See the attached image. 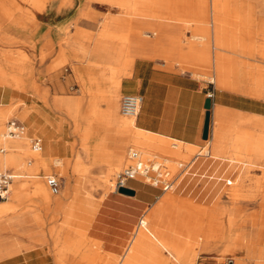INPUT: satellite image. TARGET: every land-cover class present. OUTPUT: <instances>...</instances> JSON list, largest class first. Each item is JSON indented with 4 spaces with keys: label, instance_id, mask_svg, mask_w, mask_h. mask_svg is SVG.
Segmentation results:
<instances>
[{
    "label": "rangeland",
    "instance_id": "rangeland-1",
    "mask_svg": "<svg viewBox=\"0 0 264 264\" xmlns=\"http://www.w3.org/2000/svg\"><path fill=\"white\" fill-rule=\"evenodd\" d=\"M119 1L125 3L126 6L117 4ZM189 1L202 3L204 0H81L83 5H79L77 0H7L10 6H4L3 10L0 11V17H4V20L0 21V39L7 38V40L2 39L0 42V67L10 66V70L0 73V87L2 88L0 89L6 91L0 93V98L3 100L0 108L12 116L4 121L3 133H6L7 123L17 119L26 126V134L29 138L24 136V139L21 140L28 146L27 150L20 156L24 167L0 169V171H12L17 175L14 183L17 181L30 182L31 180L26 177L37 173V159L42 158L40 151H33L32 140L41 139L42 146L45 144V138L39 131L29 130L30 123L40 120L42 116L33 113L27 122L17 116V108L12 105L13 102L22 100L31 107L36 103L37 96L49 105L52 111L49 121L52 124L51 129L54 137L58 143L66 146V148L55 152L52 156L53 160H49V167L41 171L42 181L48 187L49 194L53 199L60 200L59 204H54L57 207L45 208L40 206L32 196H28L22 204H18L12 214L32 213L34 216L27 214L24 222L12 227L2 223L4 218L0 219V233L14 228H18L17 231L20 233H26V230L33 231V238L30 239L33 241L31 249L35 246L46 247L48 252L51 250L50 253H52L56 264H69V255L75 252H79L80 255L76 254L70 257L74 264H118L132 233L139 225V221L147 218L156 204L145 209L142 216L137 217L135 213L138 208L121 202L123 197L117 189L107 195L103 182L107 173H103L102 167L95 166L83 151L84 136L88 131L93 133L89 140L90 145L101 142L106 150L112 149V131L103 125L111 123L115 119L111 98L99 92L100 88L97 81H102L100 68L90 73L87 71L96 58L84 53V50L91 52L95 48L94 41L96 38L106 26H110L112 29L107 33L106 39L124 42L117 43L114 47H111L110 42H107L106 45L110 46L111 49L113 48L117 55L134 56V39L129 35L119 36V34L128 31H140L145 27L142 22L144 19L139 16L135 17L132 14L133 10H140L139 12L145 16V23L152 24L155 23L154 21L162 22L164 20L166 23H175L180 26L182 34L180 38H185L180 43L181 50L188 47L186 44L190 40L202 41L203 43L200 42V44L211 46V43L207 44L206 42L208 38L194 31L190 33V26L196 22L195 20H187L190 8L185 2ZM205 1L210 2V0ZM235 2L241 3L240 6L242 5V1L236 0ZM248 3L250 2L246 1L245 4L247 12L236 16V22L239 24H228L229 28L235 31V28L254 26L252 14L248 12L251 9V4ZM131 4L133 7L127 8ZM163 4H168L169 7L164 8ZM51 8L61 12L62 20L48 19V11ZM183 14L188 16L183 17ZM131 19L133 21L128 23L127 21ZM257 31L259 32L257 37L260 34L264 35V28ZM191 35L192 38L189 39L187 36ZM142 38L145 39V34ZM149 40L154 41L155 37L153 36ZM197 42L194 44L193 51L200 54L209 53V51L204 52L205 49L209 50L208 46L202 50L197 46L199 45ZM159 46L163 48L166 43L161 42ZM141 47L145 48V44ZM138 58L140 57H136V60ZM156 59L165 60V69L169 71L184 73L190 70L198 75L196 68H199L201 73L207 76V79H200L191 74L193 78L202 82H211L215 75L213 64L209 66L197 64L195 69H190L180 67L176 62L171 61V58L165 56H159ZM249 59H260L261 62L258 64L264 68V60L260 56ZM111 64L113 67H117V64ZM181 65L189 66L184 63ZM262 74L264 76V72ZM13 90H20V92L16 94ZM123 96L121 90L118 103V111L121 115L120 104ZM78 109L81 110L82 116L76 121L75 119L79 116L75 118L74 113ZM157 142L149 144H158L162 149H147L146 147L145 149H138L135 146H132V149L128 148L126 159H128L131 150L141 151L144 156L159 155L168 160V165L174 173L180 171L179 163L184 164L186 168L181 174L178 184L172 191L168 192L171 193L170 195L176 196L175 198L185 199L179 196L177 187L188 171L192 159L197 154L208 153V148L194 149L189 152V155L193 157L185 158L175 155V141H168V144ZM7 152L0 137V155H6ZM78 154L81 155V164H75ZM124 167H121V170L116 174L113 173L115 184L118 174ZM76 168L79 169V172L75 170ZM113 170L110 169L108 172ZM256 170L263 173L261 178L247 174L245 180L241 181L240 176L233 181L232 185L227 186V188L234 186L242 194L243 198L241 196L240 200L236 202L231 199L228 192L227 194L223 192L213 204L196 203L200 206L199 213H197L196 207L189 209L179 203L180 206L177 208L190 212L188 215L191 219L188 218L190 221L174 234V238L180 243H188L187 254L192 259L190 264H206L207 258L211 259L210 264H231L232 259L235 260L236 264H264V256L256 260H249L244 250L227 251L229 243L220 239L223 236L224 221L228 214L236 220L244 221L246 227L244 230L247 233L244 245H250L251 238L256 236L257 246L264 251V167H252L247 171ZM19 176L23 178L18 179ZM51 176L60 181L58 193H53L47 184L46 178ZM168 192L165 194L169 195ZM13 194L12 185L11 196L6 202L12 200ZM220 203L230 206L225 208L227 214L219 215L221 212L217 205ZM172 206L175 207V205ZM203 206L207 207L205 211ZM208 211L213 213H208ZM175 212L176 210L173 209L171 214ZM211 218L214 220L211 222L214 226L211 225L210 228ZM218 218L220 219L218 220ZM34 219L38 221L39 229L33 224ZM254 220L258 225L256 228L252 227ZM186 228H190L193 234L191 235ZM168 231L170 230L167 229L166 232ZM110 232L111 236H109ZM102 236L108 237L104 239L105 237ZM15 239L21 241L22 236ZM108 245L115 247L116 251L105 247ZM38 248L40 247L36 249ZM31 249L27 251L25 248L20 249L22 254L26 253L29 256L26 259L29 264H38L45 260V257H41V255L36 256L34 253H30ZM0 261L1 263L5 261L7 264L23 262L21 254L0 259ZM129 261V264H145V255L134 252L129 257Z\"/></svg>",
    "mask_w": 264,
    "mask_h": 264
},
{
    "label": "crops",
    "instance_id": "crops-1",
    "mask_svg": "<svg viewBox=\"0 0 264 264\" xmlns=\"http://www.w3.org/2000/svg\"><path fill=\"white\" fill-rule=\"evenodd\" d=\"M235 1L229 0L223 5L221 12L215 16L212 0H210L207 7H203L202 3L199 2H185L187 7L190 8V14L188 12L190 19L187 20H195L196 22L190 26V33L194 31L201 34L209 30L211 36L206 42L207 44L211 43V46L200 44L202 41L190 40L186 44L188 45L187 48L179 50L181 41L173 44L171 38L174 34L175 37L182 36L181 27L175 23L157 20L152 24L145 23V48L141 47L134 50V56L117 55L116 51L113 48L111 49L117 43L124 41L106 39L107 33L112 29L110 26H106L99 35L104 40H100L98 37L94 41L95 48L91 52L84 50V52L96 58L87 70L88 73L100 68L102 74L101 66H112L111 63L117 64L116 79H112L106 72L104 75L102 74V81H98L100 84L99 92L110 97L113 106L115 119L111 123L101 124L112 131V149L106 150L101 142L90 145L89 140L93 136L90 131L86 132L84 136L83 151L86 157L91 159L95 166L102 167L104 169L103 173H107L110 169L125 166L127 160L126 150L128 148L132 149L131 147L136 146V144L147 149H162L158 144H149L154 142L145 141L143 143L140 140L137 141L135 132L138 129L169 142L171 140L175 141L174 151L176 156L191 158L193 156L189 155L190 151L198 148L202 150L208 148V153L197 154L192 159L188 171L177 187L180 197L195 200V204H213L223 192L227 194V186L240 176L244 178L247 174L256 178L263 176L261 171L248 172L247 170L252 167H264V98L256 96L253 92V80L249 72L233 65L232 60L236 59L238 62L245 64L261 62L260 59L252 60L249 58L257 57L259 51L264 48V35L260 34L257 37L259 34L257 30H263L264 28V3L263 0H237L242 1L240 6L241 3ZM246 1L251 4V9L248 12L252 14L254 26L248 25L244 28H235L234 31L229 28L228 24H239V22H236V16L247 12ZM77 2L79 5H83L81 0H77ZM117 4L126 6L121 1ZM4 6L9 7L10 3L7 0H0V11L3 10ZM163 6L164 8L169 7L168 4H163ZM131 7H133L132 4L128 5L127 8ZM188 15L183 14V17ZM49 17L55 21L63 18L61 13L59 14L55 9L51 11ZM159 17L163 18L162 16ZM3 20L4 17H0V21ZM132 21L131 19L127 22L131 23ZM155 31L160 34L156 35ZM126 35L132 38V31L119 34V36ZM153 36L155 40L150 41L149 38L151 39ZM187 37L191 39L192 35ZM4 39L7 40V38ZM107 42H110L112 46H107ZM161 42H165L166 46L163 48L159 46ZM196 42L202 50L207 46L209 47H207L209 50L205 49L204 52L209 51L213 59L212 64L215 65V75L212 77L211 82H202L192 76L193 74L197 78L207 79L203 73L200 76L190 70L184 73L166 70V61L156 59L159 56H165L171 58V61L173 60L180 67L195 69L197 64L201 63L200 58L192 50ZM136 57L140 58L136 60ZM181 63L189 66L181 65ZM7 70L10 69L2 66L0 73ZM263 85L261 88L264 92ZM114 88H116L115 91ZM121 90L123 95H140L143 97L141 111L135 117L134 127H129L121 121L122 115L118 111ZM13 92L17 94L20 90H13ZM36 98V103L31 107L22 100L13 102L12 105L17 108V116L27 122L33 113L42 116L40 120L30 123L29 130H37L44 136L45 144L41 148V156L43 159L53 160V154L63 148L65 149L66 146L58 143L54 137L51 129L52 124L49 121L52 113L50 106L45 104L39 97L36 96ZM208 100H211L209 138L204 140L206 103ZM80 113V109L74 113L75 118L79 116L77 119L74 118L76 121L82 116V113ZM24 136L27 139L29 138L28 134ZM76 163H82L80 154L77 155ZM126 185L135 191V196L121 195L123 197L121 202L137 207L138 210L135 213L137 217L142 216L145 209L156 204V207L152 208L149 222L151 234L163 247L172 251L182 264H190L192 259L187 254L188 243H180L174 238V234L190 221L188 213L163 204L161 197L165 195V192L158 187L136 179L128 180ZM217 206L222 211L226 207H230L221 203ZM173 209L176 212L171 214ZM29 215L34 216L32 213H28ZM240 222L241 220H236L227 214L224 221L223 236L220 239L229 243L227 251L244 250L249 260L261 258L264 256V251L257 246L256 236L251 238L250 245H244L243 239H247V233L244 230L246 227L244 221ZM33 224L38 229L40 228L38 221L35 219ZM252 225L253 228L258 226L255 220ZM161 228H164V230ZM167 229L170 231L166 232ZM186 229L189 230L188 232L191 235L193 234L190 228ZM17 230L19 229L14 228L0 233V259H7L21 254L23 262L19 264H29L25 258L26 253L22 254L20 249L25 248L26 251L31 249L33 241L30 239L33 238V231L26 230V233H20ZM18 236H22L21 241L14 240ZM109 236H111V232ZM107 237L104 239H107ZM12 238L13 240H11ZM37 247L40 248L36 249ZM105 247L116 251V248L111 245ZM47 250L44 246H35L30 250V253L45 257V260L38 264H56L52 254ZM44 251L45 253H43ZM76 254L80 255L79 252L69 255V264H74L70 257ZM209 262H211V259L207 258L205 263L210 264ZM230 263L236 264L234 259Z\"/></svg>",
    "mask_w": 264,
    "mask_h": 264
},
{
    "label": "bare ground",
    "instance_id": "bare-ground-1",
    "mask_svg": "<svg viewBox=\"0 0 264 264\" xmlns=\"http://www.w3.org/2000/svg\"><path fill=\"white\" fill-rule=\"evenodd\" d=\"M228 1L229 0H212V8L214 10V16L217 13L221 12L223 5H225V3H227ZM263 3H264V0H263ZM202 6L207 7L208 1L204 0L202 2ZM53 9L54 8H51L48 11V19L49 20L51 19L49 17V15ZM139 11L140 10H135V11L133 10L132 14H134L135 17L139 16V17L143 18L144 20L142 22L145 25V16H143ZM60 13L61 12H59V14ZM53 21H55V20H53ZM155 32H156V35L160 34V33H158V31H155ZM144 34H145V27L142 28L140 31L132 32V38L134 39V42H135L134 50L140 49V47L145 44V39L142 38L144 36ZM201 35H203L205 38H210L211 33L209 30H206V32L201 33ZM1 40L2 39H0V42H1ZM100 40H104V39L101 38ZM182 40H185V38L182 39V38H180V36L175 37V34L172 35L171 41H173L172 42L173 44L177 43L179 41H182ZM179 50H181V48H179ZM84 53H86V52H84ZM195 53L197 54V56L201 60V63H199V64H201V65L205 64V66L212 65L213 59L211 58L209 53H205V54H200L198 52H195ZM3 55H4V53H3ZM258 56H260L264 60V49L262 51H259ZM232 62H233V65H235L236 67L246 69L249 72V75H250L251 79L253 80V86H252L253 92H255L256 96L264 98V92L261 88L263 85V74H262V72H264V68L262 66H260L258 63L250 62L248 64L247 63L245 64V63L238 62L236 59L232 60ZM7 67L10 69V66H7ZM101 67H102V74L103 75L106 72H108V74L110 75V77L112 79H116V75H115L116 67H112V66H101ZM0 69H1V67H0ZM196 70H198L197 73H199L200 75L202 74L200 71L201 69L196 68ZM203 75H204V77H207L205 74H203ZM209 78H211V77H209ZM97 85L100 86L98 81H97ZM115 90H116V88H114V91ZM5 92L6 91H4V90L0 91V93H5ZM2 102H3V100L0 98V104ZM11 116H12V114H8L0 108V137L2 138L3 145L5 146V148L8 151L6 155H3V156L0 155V169H2V170L19 169L21 167H24V164L21 163L20 156L22 153H24L27 150V147H28L26 143L21 142V140L24 139V136L19 138V139H11V138H8L6 136L5 132L3 133V127H4L3 123L5 120H7ZM123 117H125V118H123ZM133 117H135V116H124L123 115L121 117V121L123 124H125L129 127H134L135 126V118H133ZM135 139L137 141L140 140L143 143H145V141L154 142V143H156L157 141L158 142L160 141V143L161 142H166V143L168 142L167 140H165L163 138L155 137L151 134L145 133V132L140 131L138 129L135 132ZM135 147H137L138 149H145L144 146H139L137 144ZM33 151L39 152V151H41V149H37V150L33 149ZM141 153H143V152H141ZM37 161H38L36 164V167H38L37 173H35V175L26 177L27 179H30L31 181L30 182H23V181L18 182L17 181L15 183L13 181L14 194H13L12 200L9 202H6V201L3 203L0 202V219L4 218L2 223H5L6 225L12 227L13 225H16L20 222L25 221L28 213H24V214H20V215L12 214V213L15 212L18 204H22L28 196H32L40 206H44L45 208L52 207L54 204L60 203L59 199H53L51 197V195L49 194V191H48V187H46L42 181L43 175H42L41 171L46 170L49 167V160L39 158V159H37ZM75 170H77L79 172L78 168H76ZM119 170H121V168H115L112 172H107V174H106L105 181H103V182L105 183L104 190L106 191L107 195H109L114 189H116L115 179H113V173L116 174ZM22 178L23 177H20V176L18 177V179H22ZM243 180H245V178L243 176H241V181H243ZM232 184H233V182L230 183V185H232ZM238 190L239 189H236L234 186L227 188L228 194H230L231 199L235 202L240 200L239 198L242 196V194L239 193ZM168 193H169V195L165 194L161 198V202L163 204H165L169 207H173L172 205H175V207L177 208V206H180L179 205V203H180L181 205H184L185 207H188L189 209L196 207L197 213H199V211H200L199 207L200 206H198L197 204L194 203L195 200L192 201V199L190 200V199L175 198L176 196L174 197V196L170 195L171 194L170 192H168ZM121 195H124V194H121ZM242 198H243V196H242ZM251 199H252V197H251ZM245 201H247V200L245 199ZM209 207L211 208V206H209ZM202 208H204L203 210L205 211V209L207 207L205 208L203 206ZM152 210L149 212V215L147 216V218H143L142 220L139 221V225H138L137 229L132 233V237L129 240V242L127 243L125 250H124V254L122 255V258L118 261V264H120L122 262H123V264H129L130 263L129 257H131L134 254V252H136L137 254L143 253L145 255V264H182L172 251L163 247L160 244V242L151 234V232L149 230V222L151 220ZM178 210H180V209H178ZM180 211H183V210H180ZM184 212L190 213L188 211H184ZM201 212H202V210H201ZM211 212L208 211V213H211ZM220 212L221 213H219V215L224 214V213L226 214V210H223V211L220 210ZM205 216H207V215H205ZM219 219L220 218H218V220ZM213 221L214 220L212 219V221H210V223L208 222L210 224V228H211V225H213L211 223ZM263 229H264V226H263ZM244 241L245 240L243 239V243H244ZM130 252H133V253L131 254ZM55 254L58 255L57 253H55ZM25 255H26L25 258L27 259L29 256L27 254H25ZM165 255H168V256H165ZM0 264H7V263L5 261L3 263H1V261H0Z\"/></svg>",
    "mask_w": 264,
    "mask_h": 264
},
{
    "label": "built area",
    "instance_id": "built-area-1",
    "mask_svg": "<svg viewBox=\"0 0 264 264\" xmlns=\"http://www.w3.org/2000/svg\"><path fill=\"white\" fill-rule=\"evenodd\" d=\"M143 97L140 95H124L121 99L120 109L124 116L137 117L141 111ZM26 126L19 120L14 119L6 125V136L11 139H19L26 134ZM34 150L42 148L41 139H33ZM4 152V150H1ZM186 167L179 163V172L174 173L168 165V160L159 156H144L142 153L131 150L127 163L118 174L116 189L127 187L128 180H141L144 183L160 188L163 192L172 191L180 179ZM17 178L12 171H0V202L9 200L12 193L13 181ZM47 184L53 193L60 190V181L56 177H47Z\"/></svg>",
    "mask_w": 264,
    "mask_h": 264
},
{
    "label": "water",
    "instance_id": "water-1",
    "mask_svg": "<svg viewBox=\"0 0 264 264\" xmlns=\"http://www.w3.org/2000/svg\"><path fill=\"white\" fill-rule=\"evenodd\" d=\"M206 109H207V114H206V120H205V127H204V134H203V139L208 140L209 138V127H210V109H211V100H208L206 103ZM118 192L121 194H124L126 196H135V191L130 188H125V187H120L118 189Z\"/></svg>",
    "mask_w": 264,
    "mask_h": 264
}]
</instances>
